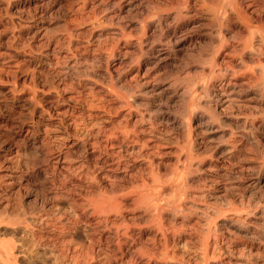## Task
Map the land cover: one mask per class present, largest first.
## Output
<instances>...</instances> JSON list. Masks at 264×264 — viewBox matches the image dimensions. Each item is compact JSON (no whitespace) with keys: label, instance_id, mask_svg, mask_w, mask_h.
<instances>
[{"label":"bare ground","instance_id":"6f19581e","mask_svg":"<svg viewBox=\"0 0 264 264\" xmlns=\"http://www.w3.org/2000/svg\"><path fill=\"white\" fill-rule=\"evenodd\" d=\"M0 264H264V0H0Z\"/></svg>","mask_w":264,"mask_h":264},{"label":"rangeland","instance_id":"374dc122","mask_svg":"<svg viewBox=\"0 0 264 264\" xmlns=\"http://www.w3.org/2000/svg\"><path fill=\"white\" fill-rule=\"evenodd\" d=\"M64 204L62 203L60 206H63Z\"/></svg>","mask_w":264,"mask_h":264}]
</instances>
